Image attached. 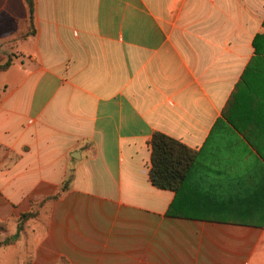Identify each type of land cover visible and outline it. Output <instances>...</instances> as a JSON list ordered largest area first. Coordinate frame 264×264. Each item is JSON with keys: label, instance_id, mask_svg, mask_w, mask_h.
Masks as SVG:
<instances>
[{"label": "crops", "instance_id": "1", "mask_svg": "<svg viewBox=\"0 0 264 264\" xmlns=\"http://www.w3.org/2000/svg\"><path fill=\"white\" fill-rule=\"evenodd\" d=\"M33 5L0 0V241L61 195L0 250L21 245L19 264H264V162L216 126L264 149V0ZM155 132L206 148L178 199L214 217L167 215Z\"/></svg>", "mask_w": 264, "mask_h": 264}, {"label": "trees", "instance_id": "2", "mask_svg": "<svg viewBox=\"0 0 264 264\" xmlns=\"http://www.w3.org/2000/svg\"><path fill=\"white\" fill-rule=\"evenodd\" d=\"M28 1L31 14H33V0ZM2 60L3 57L0 56V73L7 70L12 64V59L10 58L5 63H1ZM216 126L230 128L231 126L236 127L241 131L244 139H246L252 145V147L257 151L258 155L262 158V161H260V159L253 152H249L247 144L244 143L243 145V140L239 136H236L238 138L237 144L239 145L242 143L241 146L243 147V151L241 153V156L245 159V161L264 162V149H259L253 140V138L257 136H250L246 133L244 134V130L241 129L242 127L236 125L232 121L227 122L221 119L218 124H216ZM242 126L245 128L254 125ZM151 150V163L149 169L150 182L158 189L170 190L176 194L175 200L170 205L167 215L170 217L188 219H206L214 217L207 214L196 213L195 209L192 208L195 207L194 201H188L185 204H180L178 199V196L181 194V192H184V190H186L190 182V178H192V175L196 168V164L198 162L204 161V157L206 156V148L197 151L172 137L159 132H155L151 140ZM71 181L72 175H70L63 184V187L61 189L62 192L68 191L70 189ZM60 195L61 194H58L52 198L45 199L37 206L33 205V209L30 212L22 214L18 220L17 233L11 238L0 241V248L13 244L19 238L21 231L24 230L27 221L35 218L38 215V207L42 206L48 200L57 199L58 197H60ZM6 230L7 225L3 222H0V233L5 232ZM60 264H66L65 260H61Z\"/></svg>", "mask_w": 264, "mask_h": 264}, {"label": "rangeland", "instance_id": "3", "mask_svg": "<svg viewBox=\"0 0 264 264\" xmlns=\"http://www.w3.org/2000/svg\"><path fill=\"white\" fill-rule=\"evenodd\" d=\"M18 246L20 247H17V249L8 247L0 250V264H19V261L22 258V254L20 252H17V250L22 251V247L21 245ZM3 252L8 253L4 254Z\"/></svg>", "mask_w": 264, "mask_h": 264}]
</instances>
